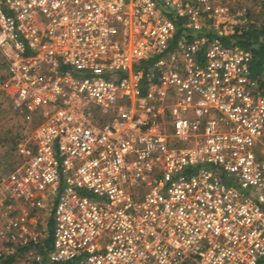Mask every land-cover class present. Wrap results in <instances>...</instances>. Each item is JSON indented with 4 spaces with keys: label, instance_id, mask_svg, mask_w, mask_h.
<instances>
[{
    "label": "built area",
    "instance_id": "2783aa9c",
    "mask_svg": "<svg viewBox=\"0 0 264 264\" xmlns=\"http://www.w3.org/2000/svg\"><path fill=\"white\" fill-rule=\"evenodd\" d=\"M254 4L0 0V91L25 120L2 242L42 238L51 199L50 263L264 264V88L214 32Z\"/></svg>",
    "mask_w": 264,
    "mask_h": 264
},
{
    "label": "rangeland",
    "instance_id": "374dc122",
    "mask_svg": "<svg viewBox=\"0 0 264 264\" xmlns=\"http://www.w3.org/2000/svg\"><path fill=\"white\" fill-rule=\"evenodd\" d=\"M244 4H246V2H244ZM250 7L252 8L251 12L246 14L242 13L235 22L231 23L232 28H249L250 24L252 23L261 25L262 21L264 20V8L262 9V7L258 4L250 5L248 8ZM214 22L215 21L212 20V23ZM231 25L227 23L224 26H220L219 24V26L215 28L214 32L218 33V35L222 37L226 35L229 36L233 30L231 28ZM260 40H262V38H260ZM4 72L5 67L0 66V80ZM48 111L49 108H41L35 115H33L32 124L35 125L41 122ZM24 121L25 120L22 114L15 113L11 109L10 105L7 102V99L5 98V94L0 91V177L4 174H7L11 169H13L19 161V156L17 155L16 150V139L21 133V128L24 126ZM54 203V200L49 199L46 201V206L42 207L44 213L43 223L39 222V224L37 225V230L42 231L43 236H46L48 234ZM16 207L18 208V206ZM5 221L6 219L1 220V226L6 224ZM14 246L16 247L17 244L6 246L0 239V251L5 252L7 249H9V251H13L12 248H15ZM30 253L32 252L30 251L24 253L25 256H23V258L20 256L22 258V262L25 259L33 257V254Z\"/></svg>",
    "mask_w": 264,
    "mask_h": 264
},
{
    "label": "trees",
    "instance_id": "16d2710c",
    "mask_svg": "<svg viewBox=\"0 0 264 264\" xmlns=\"http://www.w3.org/2000/svg\"><path fill=\"white\" fill-rule=\"evenodd\" d=\"M259 4L264 8V0H259ZM264 11V10H263ZM251 26V27H250ZM249 28L241 27L233 29L229 36L222 37L223 41L229 45L239 46L251 52L253 75L257 78L259 86L264 88V20L261 25L252 23ZM225 33V32H224ZM223 33V35H224ZM262 38V40H260ZM153 63V59L142 61L139 66L142 70H147ZM66 69V67H63ZM75 73V72H74ZM77 73V72H76ZM144 81V78H143ZM83 193H88L82 190ZM53 220H50L48 234L42 236L37 241H29L25 244H18L13 251H0V264H54L50 263L47 253L52 245ZM32 252L33 257L22 262L24 253ZM22 258H21V257ZM76 259L67 260L63 264H75Z\"/></svg>",
    "mask_w": 264,
    "mask_h": 264
},
{
    "label": "crops",
    "instance_id": "0c3cea01",
    "mask_svg": "<svg viewBox=\"0 0 264 264\" xmlns=\"http://www.w3.org/2000/svg\"><path fill=\"white\" fill-rule=\"evenodd\" d=\"M4 245H6V246H9V245H7V244H5V243H3ZM11 246V245H10ZM13 249V248H12ZM6 251H9V249H7Z\"/></svg>",
    "mask_w": 264,
    "mask_h": 264
}]
</instances>
